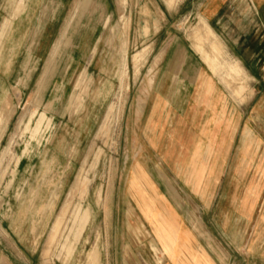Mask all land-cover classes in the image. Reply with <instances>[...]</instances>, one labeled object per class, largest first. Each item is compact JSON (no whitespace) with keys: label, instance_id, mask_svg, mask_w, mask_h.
<instances>
[{"label":"rangeland","instance_id":"obj_1","mask_svg":"<svg viewBox=\"0 0 264 264\" xmlns=\"http://www.w3.org/2000/svg\"><path fill=\"white\" fill-rule=\"evenodd\" d=\"M197 3L0 0V264L162 263L129 181L159 164L149 114L195 112L221 158L264 161V56L242 64Z\"/></svg>","mask_w":264,"mask_h":264},{"label":"crops","instance_id":"obj_2","mask_svg":"<svg viewBox=\"0 0 264 264\" xmlns=\"http://www.w3.org/2000/svg\"><path fill=\"white\" fill-rule=\"evenodd\" d=\"M196 5L206 23L222 31L242 64L264 56V0H198ZM196 104H202V99ZM257 111L264 122V97ZM197 115L179 113L176 128L167 132L153 122L159 118L149 114L152 128L148 130L158 137L151 140V149L159 164L133 165L131 198L161 252V264H226L234 247L240 249L234 253L242 263L264 264V161L255 159L260 148L251 151L252 157L245 153L235 165L233 145L228 149L227 144L221 158L218 129L194 127ZM174 182L181 185L183 195L169 192ZM224 183L241 191L220 190ZM187 198L196 208H184ZM63 211L69 214L67 204ZM157 248L152 247L160 258Z\"/></svg>","mask_w":264,"mask_h":264},{"label":"bare ground","instance_id":"obj_3","mask_svg":"<svg viewBox=\"0 0 264 264\" xmlns=\"http://www.w3.org/2000/svg\"><path fill=\"white\" fill-rule=\"evenodd\" d=\"M121 1V0H120ZM123 2V1H122ZM14 6V5H13ZM18 8V7H17ZM13 9V8H12ZM37 32V31H36ZM41 119V118H40ZM50 121V120H49ZM64 216H65V211H63L62 212V214H61V216L59 217V219H58V221L56 222V231H57V229L59 228V226H60V223H61V221L64 219ZM54 236V235H53ZM53 236H52V238H53Z\"/></svg>","mask_w":264,"mask_h":264}]
</instances>
